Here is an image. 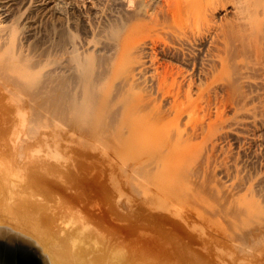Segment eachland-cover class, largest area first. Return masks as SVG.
Here are the masks:
<instances>
[{
	"label": "bare ground",
	"instance_id": "1",
	"mask_svg": "<svg viewBox=\"0 0 264 264\" xmlns=\"http://www.w3.org/2000/svg\"><path fill=\"white\" fill-rule=\"evenodd\" d=\"M0 90L24 135L113 153L145 203L221 217L222 240L264 256V0H0ZM18 186L0 154L6 215ZM24 220L46 264H150L86 223Z\"/></svg>",
	"mask_w": 264,
	"mask_h": 264
},
{
	"label": "rangeland",
	"instance_id": "2",
	"mask_svg": "<svg viewBox=\"0 0 264 264\" xmlns=\"http://www.w3.org/2000/svg\"><path fill=\"white\" fill-rule=\"evenodd\" d=\"M3 92L0 154L11 160L19 180L18 214L0 211L6 231L32 232L31 224H25L27 216L51 233L71 230L75 220L77 225L92 227L105 244L124 246L150 264H264V256L222 240L216 232L219 223L225 224L221 217L210 223L193 218L187 210L190 206L158 209L145 203L123 179L116 178L113 164L118 158L113 153L90 150L65 135L59 142L24 135L15 105ZM19 238L17 233L11 238L0 235V247L28 246L35 253L31 263L41 264L35 245ZM21 253L19 258L29 259Z\"/></svg>",
	"mask_w": 264,
	"mask_h": 264
},
{
	"label": "water",
	"instance_id": "3",
	"mask_svg": "<svg viewBox=\"0 0 264 264\" xmlns=\"http://www.w3.org/2000/svg\"><path fill=\"white\" fill-rule=\"evenodd\" d=\"M0 243H2V242L0 241ZM6 247H8L9 249ZM17 247L16 246L14 247L12 245L7 246L6 244L2 245V247H0V262H2L1 264H32L30 261V258H35L34 249H32L28 246H21L22 249L17 248ZM6 249H8V250H6ZM19 251L22 252L21 254L24 253V254L28 255L29 259L22 258V257L19 258V256H18L20 254ZM37 253H38V251H37ZM40 260L43 264H46L42 258H40Z\"/></svg>",
	"mask_w": 264,
	"mask_h": 264
}]
</instances>
